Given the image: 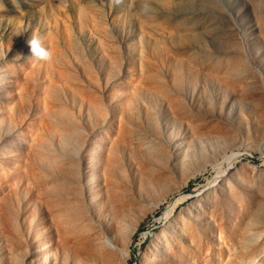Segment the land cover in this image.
I'll return each instance as SVG.
<instances>
[{
  "label": "bare ground",
  "instance_id": "obj_1",
  "mask_svg": "<svg viewBox=\"0 0 264 264\" xmlns=\"http://www.w3.org/2000/svg\"><path fill=\"white\" fill-rule=\"evenodd\" d=\"M228 49L224 53L216 51L210 59L205 54L200 63L183 62L191 53L181 55L182 59L174 58L171 68L166 67L172 70L168 79L164 78L166 72L148 63L138 77L128 82L131 88L125 98L113 88L103 94L105 101L85 98L87 119L82 123L57 108L54 92H50L46 108L50 110L49 120L45 126H38L28 119L22 86L16 85L15 92L0 87V97L7 98L0 102V264H124L129 255H125L121 244L173 191L172 178L213 163L217 155L229 150L241 138L238 132L249 130L246 111L264 118V83L258 71L241 49ZM189 65L197 66L192 71ZM186 76L198 83H185ZM2 81L6 79L0 77V84ZM140 97L148 102L141 106ZM106 101L109 110L103 106ZM263 118L258 117L264 121ZM262 120L257 124H264ZM253 133L252 138L256 131ZM255 141L253 138V144L263 142ZM246 149L249 150H243ZM262 171H258L260 175L253 173L264 181ZM239 176L236 174V178ZM246 179L247 176L243 181L249 180ZM227 180L230 179L219 181L213 188L215 193L210 195H215L214 199L206 196L207 192L201 199L199 193L176 215L178 207L173 204L170 212L174 215L167 216L166 227L163 225L166 231L160 233V229L151 245L148 243L150 248L141 256L140 264H183L193 250H207L203 240L216 239L212 232L215 226L225 228L233 218L244 222L242 226L238 221L241 226L237 222L230 231L226 227L234 237L240 236L237 247L244 255L237 259L244 262L252 250L249 240L252 242L257 235L253 229L264 223V188L261 185L263 189L257 191L262 192L256 191L258 195L262 193L260 201L252 197L259 202L250 198L254 204L244 205L246 212L234 217L233 209L243 200H239L240 190L237 194ZM218 226L217 231L223 229ZM195 255L192 258L198 257L200 264H205L201 255ZM207 257H203L206 263Z\"/></svg>",
  "mask_w": 264,
  "mask_h": 264
},
{
  "label": "rangeland",
  "instance_id": "obj_2",
  "mask_svg": "<svg viewBox=\"0 0 264 264\" xmlns=\"http://www.w3.org/2000/svg\"><path fill=\"white\" fill-rule=\"evenodd\" d=\"M33 37L39 38L42 47L52 53L50 60L31 57L28 41ZM229 47L241 49L248 63L255 66L261 82L264 83V0H0V77L6 79L5 82L2 81L0 87L2 90L7 89L11 92L16 90V85L22 86V91L25 93H23L24 100L29 104V106L26 104L28 119L34 120L38 126H45L43 124L49 120L50 110L46 108L49 105L48 94L50 92H54L57 108L68 111L82 123L87 119L86 108L88 105L86 106L84 102L85 98L98 100L101 98L105 101L106 97H102L103 94L112 88L121 95V98H125L131 88L128 82L138 77L141 69L148 63H153L163 73L166 72L167 76L164 78L168 79L169 72L172 70L166 69V67L171 68L174 58L191 53L188 57L183 58V62L196 61L200 63L205 54L208 55L207 59H210L216 51L224 53L229 50ZM233 53L234 51L230 54ZM195 66L197 65H189V68L194 71ZM184 74L186 73L184 72ZM186 79L183 77L185 83L192 86L195 84L194 81H188L195 80L193 77L186 76ZM9 81L14 82L15 85L10 84ZM196 83L198 82L196 81ZM196 90L199 91V89ZM6 100V97H0V102H6ZM139 100L141 106L142 103L148 102L147 99L142 100L141 97ZM103 104L109 110L110 106H106L108 102H103ZM250 114L247 111L245 113V118L249 121V130L247 129L249 133L245 130L244 132L239 131L237 134L241 137L237 138L239 141L237 145L241 147L236 145V141L234 144L236 146L233 145L231 150L229 149L230 151L223 152V156L221 153L217 155L213 163H208L202 168L198 167L196 170H190L193 175L188 172V174L176 175L172 178L170 185L173 191L165 195L157 209L145 216L146 218L141 221L132 237L126 243L121 244L124 246L121 248L125 251V255H129L124 264H140L141 256L147 254L154 236L166 231L163 225L166 227L169 220L167 216L171 218L174 215L170 212L173 204L178 207L176 215L179 210L186 208L190 201H194L201 193L204 195H201L203 198L199 197L201 199L206 196L214 199L215 195L211 196L213 195L211 193L214 192L216 184L225 178L230 179L227 181H230L229 184L235 187L236 192L240 190V194H238L239 192L237 194L242 196L239 197V200H243V203H238V207L241 206L239 204H242L241 211L236 206V209H233L236 214L234 215L233 211L230 212L234 217H238L239 212H246L243 211L244 205L249 207L248 203L251 206L255 201L261 200L262 193L259 192L261 196L257 193L261 190L257 191V189L264 188V181L259 176L260 172L258 173L260 169L261 171L262 168L264 169V164L262 165L264 161V124H257L262 120H259L258 117L263 118L262 116ZM251 117L257 119L258 122L252 121ZM246 132L248 135L250 134V138ZM252 132L255 134L253 136L254 141L256 139L255 142L263 141L259 142L261 143L260 147H257L261 151L253 148L259 143L253 144ZM245 138L250 140L247 141ZM244 148L249 150L246 149L245 152ZM252 150L254 151L252 152ZM256 150L259 153L255 152ZM238 153H241V156ZM244 162L247 164H243ZM240 164L245 167L242 168ZM249 165L251 168H248ZM236 169L238 171H235ZM250 171H257L256 173L259 175L253 172L250 174ZM263 173L264 170L261 173L262 176H264ZM215 174L218 176L214 177ZM236 174L240 175V178L237 177L240 180L236 178ZM257 175L260 179H257ZM230 176L232 177L230 178ZM246 176L249 180L253 178L251 181L255 185L246 179L249 181L248 184L251 183L247 188V181H243ZM237 180L240 185L237 184ZM174 184L178 187L176 188ZM211 184L212 187H210ZM252 197L258 200H254ZM167 211H169L168 214ZM235 220L236 222H234ZM232 221L234 223H228L230 227L225 226L224 228L220 224L219 226L223 229L217 231L219 222L217 220V226L212 231L217 233L214 234V238L217 240L212 241L205 237L207 239L203 240L204 248L207 249L204 250L205 256H202L203 250H199V253L193 250L192 256L195 253L199 254V257L201 255L200 259H203L205 264H245L250 258H258L259 264H264V223H259V226L253 229L257 233L252 242L249 240V248L253 253L250 251L244 262H238L237 258L244 255L242 251L240 252L241 247L239 246L240 249L237 247L241 244V238L240 236L234 237L229 231L233 226L235 227L238 221L242 226H244V222L242 223V218H233ZM240 223L237 226H241ZM220 234L225 235L221 236ZM215 236L221 238L220 240L224 244L222 245ZM235 238L240 242L237 243L236 241L239 240H235ZM207 241H209V245ZM211 244L213 245L211 246ZM218 244L219 246H217ZM211 254L215 256H210ZM206 255L210 257L209 259L207 257L209 260L207 263L203 258H206ZM192 256L183 260V264L185 261H187L186 264H192L194 259L197 260V263L193 262V264L202 262L198 257L192 258ZM110 264L123 263L112 261Z\"/></svg>",
  "mask_w": 264,
  "mask_h": 264
},
{
  "label": "clouds",
  "instance_id": "obj_3",
  "mask_svg": "<svg viewBox=\"0 0 264 264\" xmlns=\"http://www.w3.org/2000/svg\"><path fill=\"white\" fill-rule=\"evenodd\" d=\"M28 45L31 51V57L38 58L40 60H50L52 53L42 47L41 41L37 37H33L28 41ZM245 264H259L258 258H250Z\"/></svg>",
  "mask_w": 264,
  "mask_h": 264
}]
</instances>
